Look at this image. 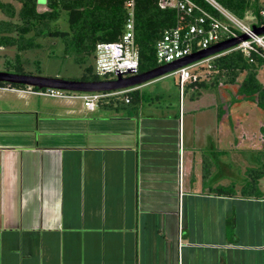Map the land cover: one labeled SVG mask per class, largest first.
<instances>
[{"label": "crops", "instance_id": "0c3cea01", "mask_svg": "<svg viewBox=\"0 0 264 264\" xmlns=\"http://www.w3.org/2000/svg\"><path fill=\"white\" fill-rule=\"evenodd\" d=\"M185 97L166 115L0 88V264H264V196L214 193L246 139L187 129Z\"/></svg>", "mask_w": 264, "mask_h": 264}, {"label": "trees", "instance_id": "16d2710c", "mask_svg": "<svg viewBox=\"0 0 264 264\" xmlns=\"http://www.w3.org/2000/svg\"><path fill=\"white\" fill-rule=\"evenodd\" d=\"M19 10L12 3L0 1V10L6 20L0 21V48H16L18 51L39 49L38 40L46 37H60L65 44V55L73 56L78 64L85 65V75L80 81H108L95 73L93 60L99 43H114L123 35L127 21V0H45V8H39V0H16ZM208 7L202 0H194ZM223 7L236 17L246 20L249 13L259 16L261 8L259 0H217ZM39 8V10H38ZM66 13L69 31L55 29L54 26ZM177 13L174 10H164L158 5V0H135V34L139 49V74L149 72L160 65L156 59V44L163 32L177 24ZM264 60L258 56L246 58L240 51L231 52L214 60L210 79L190 83L185 88L195 90L191 98L199 97L203 91L228 87L235 91L234 100L250 101L264 113V85L258 78ZM16 74H26L20 56L16 58L14 67ZM12 73V72H10ZM28 75V74H27ZM27 89L25 86L0 83V88ZM38 90V89H34ZM130 99L125 104L122 97H111L110 104L116 109L137 107L146 102V95L139 89L126 95ZM104 100H102L103 102ZM231 108H219L218 116L223 118ZM230 116V114H227ZM234 127V126H232ZM264 136V125H262ZM252 178L243 186L240 194L236 184L228 187H217L214 193L219 197L262 198L259 181L264 177V167L249 171ZM228 236H234L232 220L228 222Z\"/></svg>", "mask_w": 264, "mask_h": 264}, {"label": "built area", "instance_id": "2783aa9c", "mask_svg": "<svg viewBox=\"0 0 264 264\" xmlns=\"http://www.w3.org/2000/svg\"><path fill=\"white\" fill-rule=\"evenodd\" d=\"M205 7L194 0H158L164 10L177 13V24L166 29L156 44V59L160 66L182 60L196 52L206 50L221 42L238 39L247 35L249 39L234 48L217 54L190 66L181 68L172 75L178 77L181 95L187 84L208 80L212 74L214 60L231 52L240 51L246 58L258 56L264 60V35H256L253 27L236 17L217 0H202ZM260 1L259 25L264 28V0ZM127 21L123 35L114 43H99L94 55V69L98 76L118 74L129 78L139 74V49L135 34V0H127ZM201 71H198V69ZM16 89V88H11ZM138 88L116 91L112 93H72L57 89L34 90L33 88L17 89L40 97L53 99H81L87 108L94 110L102 102L111 97H124L125 103L130 99L126 95Z\"/></svg>", "mask_w": 264, "mask_h": 264}, {"label": "rangeland", "instance_id": "374dc122", "mask_svg": "<svg viewBox=\"0 0 264 264\" xmlns=\"http://www.w3.org/2000/svg\"><path fill=\"white\" fill-rule=\"evenodd\" d=\"M0 1L12 3L18 10L20 8V4L17 3L16 0ZM44 2L45 0H39L38 5L40 10L41 7H44ZM6 19L5 14L0 10V21ZM243 21L249 26H257L259 25V16L254 13H249L248 18ZM54 28L61 31H69L66 13L62 14L61 19L55 24ZM38 42L41 44V47L29 51L20 52L14 47L0 48V71L14 73L16 71L14 68L16 65V58L20 56L24 72L28 75L65 80H80L83 78L85 75V65L78 64L73 56L65 55V44L60 37H46L38 40ZM198 71H201V69L199 68ZM101 78L113 79L114 75H107ZM141 92L146 95L147 99L146 114H156L157 111H161L167 115L173 111H176V113L180 111V91L178 77L176 75L169 74L159 80L151 82L143 86ZM194 92L195 90H188L183 101V111L186 114L185 124L187 129L188 127L196 125L202 126L206 130L207 126H211V124L212 126L214 125L213 120L220 121L218 122L219 125H222L221 123L223 122V125L227 127L230 123L231 127L236 126L239 128L237 131L238 137L243 140V142H245L244 138L246 139L245 144H243L241 150L238 151L244 162L239 160L241 162L239 164L240 168L237 167L238 165L233 166L234 171L239 172L237 175L239 180L236 179L235 182L240 189L245 184L241 185L239 181L245 178L249 181L252 178L249 171L260 169V165L256 163L261 162L264 165V148L262 146L264 145V136L260 129L262 125H264V113L250 101H235V91L226 86L221 89L203 91L201 96L193 99L191 95ZM108 101L110 100L106 99L103 102L107 103ZM221 105H223L224 110H227L228 105L230 106L231 110L228 111L230 116L226 113L222 119L219 118L218 112ZM214 114H216V119L214 118ZM201 139L204 141L205 137L202 136ZM240 147L241 146H238L237 148L239 149ZM259 148H262V150L259 151ZM244 170L245 175L242 173ZM231 220V226H234V236L230 238L227 234L228 240H226V242L239 243L241 237L238 235L236 220L234 218ZM227 228H230L229 224H227Z\"/></svg>", "mask_w": 264, "mask_h": 264}, {"label": "water", "instance_id": "95a60500", "mask_svg": "<svg viewBox=\"0 0 264 264\" xmlns=\"http://www.w3.org/2000/svg\"><path fill=\"white\" fill-rule=\"evenodd\" d=\"M46 3V1L44 2ZM44 6V5H43ZM44 8V7H41ZM256 35H264V28L253 27ZM249 37L242 35L238 39H231L216 44L206 50L196 52L182 60L169 63L164 66L138 74L129 78H123L118 74V78L112 81L86 82L80 80H65L60 78H47L33 76L27 74H16L0 71V83L8 85L25 86L33 89H57L72 93H112L133 88H140L146 84L163 78L177 70L200 62L217 54L228 51L243 41H247Z\"/></svg>", "mask_w": 264, "mask_h": 264}]
</instances>
